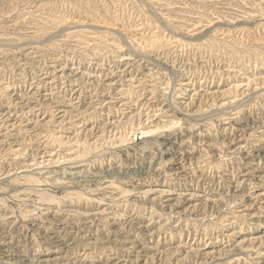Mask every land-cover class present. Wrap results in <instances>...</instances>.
Wrapping results in <instances>:
<instances>
[{"label":"rangeland","instance_id":"374dc122","mask_svg":"<svg viewBox=\"0 0 264 264\" xmlns=\"http://www.w3.org/2000/svg\"><path fill=\"white\" fill-rule=\"evenodd\" d=\"M0 264H264V0H0Z\"/></svg>","mask_w":264,"mask_h":264}]
</instances>
